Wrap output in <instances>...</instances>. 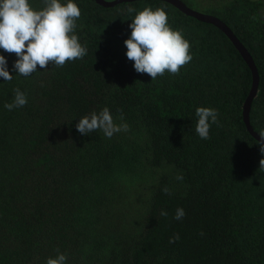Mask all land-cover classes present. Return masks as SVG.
<instances>
[{
    "label": "trees",
    "instance_id": "1",
    "mask_svg": "<svg viewBox=\"0 0 264 264\" xmlns=\"http://www.w3.org/2000/svg\"><path fill=\"white\" fill-rule=\"evenodd\" d=\"M74 2L83 59L22 76L13 68L18 57L0 49L13 75L0 77V264H46L58 252L67 264H264V153L242 121L251 79L237 50L218 28L162 0ZM201 5L255 64L248 118L259 134L264 1ZM145 7H163L190 42L193 59L179 74L151 80L127 58L129 25ZM16 88L28 103L9 111L4 105ZM104 107L129 130L110 139L77 131L81 117ZM197 107L218 110L210 139L196 133ZM178 208L186 213L181 220L174 219Z\"/></svg>",
    "mask_w": 264,
    "mask_h": 264
},
{
    "label": "clouds",
    "instance_id": "2",
    "mask_svg": "<svg viewBox=\"0 0 264 264\" xmlns=\"http://www.w3.org/2000/svg\"><path fill=\"white\" fill-rule=\"evenodd\" d=\"M44 7L34 10L29 0H0V49L9 54H15L18 59L13 64L16 73L29 76L37 68L47 69L49 64L63 67L69 61L83 59L87 55V47L82 45L79 37L74 34L76 21L81 16V9L74 0H67L62 4L60 0H44ZM135 9L129 7L131 14ZM131 35L124 41L126 56L133 61L136 72L148 74L151 80L163 76L165 72L179 74L180 69L192 59L191 44L184 37L182 30L169 25L168 13L163 7L155 10L145 7L136 13L129 25ZM0 77L4 81H11L7 60L0 55ZM25 92L14 89V100L4 107L11 111L27 105ZM198 117L196 133L201 139H210L211 124L219 125L218 110L211 107H197ZM123 119V117H121ZM77 131L88 135L100 130L107 138L115 133L128 131L127 123L117 125L108 107L99 113L81 117L76 124ZM261 153H264V131L259 133ZM260 168L264 169V158L260 160ZM177 179H183L178 176ZM168 193L169 190L164 188ZM183 208H178L174 219L181 220L185 216ZM166 216V212H161ZM179 235L170 238L173 243ZM67 254L58 252L55 258L49 257L46 264H67Z\"/></svg>",
    "mask_w": 264,
    "mask_h": 264
},
{
    "label": "water",
    "instance_id": "3",
    "mask_svg": "<svg viewBox=\"0 0 264 264\" xmlns=\"http://www.w3.org/2000/svg\"><path fill=\"white\" fill-rule=\"evenodd\" d=\"M97 4L109 7L113 6L116 3L119 2H125V1H133V0H94ZM165 1L175 8H177L180 12L191 16L199 21L207 22L218 28L223 34L228 38V40L231 42V44L234 46V48L237 50L245 64L247 65L249 71H250V87L248 89L247 95L244 98V101L242 103V121L244 123L245 129L247 132L255 139L259 140V134L256 133L252 127L249 124V118H248V111L249 106L252 98L255 96L257 91V83H258V73L255 67V64L249 54V52L246 50V48L242 45V43L237 39V37L232 33L230 28L218 17L208 14L205 12H200L195 9L190 8L187 6L182 0H162Z\"/></svg>",
    "mask_w": 264,
    "mask_h": 264
},
{
    "label": "rangeland",
    "instance_id": "4",
    "mask_svg": "<svg viewBox=\"0 0 264 264\" xmlns=\"http://www.w3.org/2000/svg\"><path fill=\"white\" fill-rule=\"evenodd\" d=\"M205 2H207V0H198V2L189 3L187 6L197 11L204 12V8L202 7L201 4H204Z\"/></svg>",
    "mask_w": 264,
    "mask_h": 264
}]
</instances>
